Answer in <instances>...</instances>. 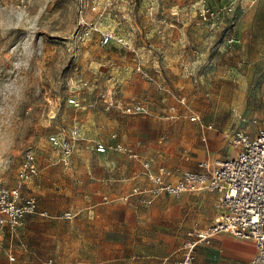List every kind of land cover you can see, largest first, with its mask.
Wrapping results in <instances>:
<instances>
[{"label":"rangeland","instance_id":"rangeland-1","mask_svg":"<svg viewBox=\"0 0 264 264\" xmlns=\"http://www.w3.org/2000/svg\"><path fill=\"white\" fill-rule=\"evenodd\" d=\"M231 36L240 44H228ZM107 91L120 108L141 102L148 112L104 113L98 97ZM74 97L80 108L68 104ZM168 106L177 111L170 122L160 119ZM263 123L264 0H0V186L35 196L49 214L4 232L0 264H174L185 233L210 223L213 198L124 204L128 183L103 190L102 178L133 169L143 181L140 163L85 142L118 133L159 163L195 171L197 160L223 156L238 129L255 133ZM74 125L80 138L65 167L48 138ZM163 149L171 156L157 154ZM29 150L38 174L19 182Z\"/></svg>","mask_w":264,"mask_h":264},{"label":"built area","instance_id":"built-area-1","mask_svg":"<svg viewBox=\"0 0 264 264\" xmlns=\"http://www.w3.org/2000/svg\"><path fill=\"white\" fill-rule=\"evenodd\" d=\"M231 11V8L227 9ZM105 37L104 43L108 42ZM228 44H240V39L231 36ZM139 71V70H137ZM148 80H150L148 78ZM90 87L88 84L87 88ZM104 113L113 108H120V102L114 98V92L99 94ZM184 103V99L181 100ZM68 104L80 108L78 98H70ZM121 112L128 115L146 114L144 103H128L121 106ZM177 116L175 106H168L160 119L173 121ZM192 121L198 118L191 117ZM78 126H60L51 134L48 141L56 150L63 166L70 167L75 151V144L80 138ZM166 135L159 138L158 143L166 142ZM84 148L97 154L116 153L127 159L138 161L148 181L147 186H133L130 191L120 197L122 203L132 200L141 206H151L155 198L181 196L185 193L206 192L213 194L215 214L206 228H194L186 233L174 264H193L196 248L209 246L213 238L220 234H228L238 239L251 241L255 253L248 264H264V123L255 133L246 129H238L229 140L223 156L201 160L197 170H174L165 165L152 167L153 159L143 155L137 145L122 142L116 133H111L106 141H87ZM188 160V156H185ZM38 174L36 155L29 150L17 172L19 182H26ZM89 176L90 175L89 172ZM118 181L124 182V177ZM105 203H111L103 197ZM28 216L48 218L46 210H40L35 196H24L19 187L0 186V245L6 230L21 228ZM65 220L73 221L76 217L72 211L62 214ZM14 260L12 254L8 255Z\"/></svg>","mask_w":264,"mask_h":264},{"label":"crops","instance_id":"crops-1","mask_svg":"<svg viewBox=\"0 0 264 264\" xmlns=\"http://www.w3.org/2000/svg\"><path fill=\"white\" fill-rule=\"evenodd\" d=\"M167 42L168 43H173V41H170V40H168ZM118 139L120 141H122V142H125L123 140V138L120 137L119 135H118ZM100 140H102V139H100ZM158 141H159V139H158ZM158 141H157L158 145H163L164 146V144L158 143ZM163 150L161 152L158 150L159 152L157 154L164 155L163 156L164 159H166V157H168V156H171V154L173 152L172 150H168V151H165V149H163ZM139 151L143 155L148 156V157L153 159V164H152L153 168H156L159 165H165V166H167L169 168H172L174 170H185L183 168L170 167L166 163H164L165 161H162V163H159L160 159H157V157L151 152H147L145 150H142V151L139 150ZM176 153L178 154V156L180 155V157H181L180 159L183 160V161L189 162V161L192 160L188 156L186 150L184 152H181L180 150H176ZM107 154H109V153H107ZM116 156H119V155H116ZM185 156H188V160L185 159ZM218 157H221V156H219V155L214 156V158H218ZM205 159H208V158H202L200 160H197L196 161V166H197V163L199 161L205 160ZM129 161L132 162V163L136 162V161H132V160H129ZM135 164H137V163H135ZM137 165L139 166V164H137ZM114 167H115L114 164H112L111 168H114ZM139 167L142 170V174L141 175H143L144 171H143V168H142L141 164H140ZM124 171L119 172L115 177L114 176L110 177V173H108L107 177L103 176L102 184H100L102 186V189L105 190L106 185H111V183H120V184H127L128 183L129 186L127 187L126 191L124 190L125 187L122 186V185H121L122 188H120V193L117 190V193H119V196H122V195L127 194L133 186H147L148 185V181H147V179H146V177L144 175L142 176L143 181H141L140 178H138L137 171L132 169L133 172L128 174V175H126ZM89 172H90V170L87 169V173H89ZM119 177H124L125 181L124 182L118 181ZM201 193H205V194H207V195H209V196H211L213 198V208H214V214H215V207H214L215 200H216L215 196L213 194H209V193H206V192H201ZM185 194H188V193H185ZM185 194H183L181 196H184ZM106 196L107 195L105 194L104 196H102V198L106 197ZM162 196H167V195H162ZM185 200H186L185 198H180L178 200V202L182 201L183 203H185L187 201V200L186 201ZM131 203L132 204H136L133 200L131 202H129L128 204H131ZM153 203H154V201H153ZM153 203H152V205H153ZM105 204L109 205L108 203H105ZM124 204H126V203H124ZM143 207H145V206H143ZM40 210H42V209H40ZM91 214L93 215V212H91ZM213 216H212V218H213ZM212 218L210 219V221L212 220ZM209 224H208V226H209ZM186 233H185V236H184L182 242L185 240ZM221 236H230L232 239H229L227 237H221ZM182 242H181V244H182ZM181 244H180V246H181ZM180 246L176 250V253H177L176 259L179 257L178 250H179ZM219 246H221L223 250H219L218 249ZM254 253H255V248H254V245H253V243L251 241L244 240V239H238V238H235V237H233L231 235H228V234H220V235H217V236H215L213 238V240L211 242V245H209V246H199V247L196 248L195 260H194L193 264H244V263H241V261L242 262L243 261L244 262L248 261V258L249 257L252 258ZM251 258H250V260H251ZM239 260H241V261H239ZM250 260H249V262H250ZM246 264H248V263H246Z\"/></svg>","mask_w":264,"mask_h":264}]
</instances>
